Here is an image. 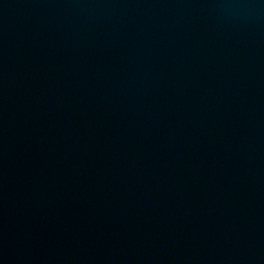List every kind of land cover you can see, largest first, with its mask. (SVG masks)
I'll list each match as a JSON object with an SVG mask.
<instances>
[{
    "label": "water",
    "instance_id": "obj_1",
    "mask_svg": "<svg viewBox=\"0 0 264 264\" xmlns=\"http://www.w3.org/2000/svg\"><path fill=\"white\" fill-rule=\"evenodd\" d=\"M0 264H264V0H0Z\"/></svg>",
    "mask_w": 264,
    "mask_h": 264
}]
</instances>
